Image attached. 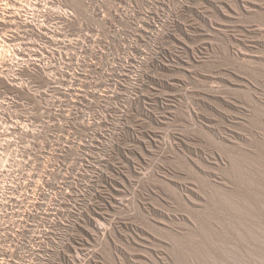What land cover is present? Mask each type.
Masks as SVG:
<instances>
[{"label": "rangeland", "instance_id": "374dc122", "mask_svg": "<svg viewBox=\"0 0 264 264\" xmlns=\"http://www.w3.org/2000/svg\"><path fill=\"white\" fill-rule=\"evenodd\" d=\"M0 8V264H264V0Z\"/></svg>", "mask_w": 264, "mask_h": 264}, {"label": "bare ground", "instance_id": "6f19581e", "mask_svg": "<svg viewBox=\"0 0 264 264\" xmlns=\"http://www.w3.org/2000/svg\"><path fill=\"white\" fill-rule=\"evenodd\" d=\"M7 1V0H6ZM5 6V5H4ZM7 6H9V5H7ZM6 6V7H7ZM14 6V5H13ZM16 7V6H15ZM9 8V7H8ZM11 8V7H10ZM1 9V8H0ZM16 12V11H15ZM4 14V13H3ZM6 14V13H5ZM11 14H12V12H11ZM13 15V14H12ZM12 15H10L11 17H12ZM1 16V15H0ZM5 16V15H4ZM14 16V15H13ZM3 17V16H2ZM58 17H60V16H58ZM4 18V17H3ZM17 18V17H16ZM61 18V17H60ZM56 20V19H55ZM17 21H19V20H17ZM16 21V19H15V17H14V19H13V17L12 18H8V19H4V20H2V19H0V28L1 29H4V30H6L5 28H7V27H9V28H12V27H14L16 24H18V22ZM29 22V21H28ZM23 23V22H22ZM20 24V23H19ZM32 25V24H31ZM27 27H29V26H27ZM33 29V28H32ZM31 29V30H32ZM15 30V29H14ZM19 30V29H18ZM34 30V29H33ZM39 30V29H38ZM22 31V30H21ZM23 31H24V29H23ZM27 31V30H26ZM44 31V30H43ZM16 32V31H15ZM19 33V32H18ZM21 34V33H20ZM51 34V33H50ZM58 39V38H57ZM2 41V40H1ZM11 41H13V40H11ZM7 43V42H6ZM8 44V43H7ZM15 44V43H14Z\"/></svg>", "mask_w": 264, "mask_h": 264}, {"label": "built area", "instance_id": "2783aa9c", "mask_svg": "<svg viewBox=\"0 0 264 264\" xmlns=\"http://www.w3.org/2000/svg\"><path fill=\"white\" fill-rule=\"evenodd\" d=\"M60 14H62L63 16L69 18L70 16H72V12L68 11V10H62L60 11ZM10 65L8 60H3V68L6 67L8 68V66ZM2 68V67H1Z\"/></svg>", "mask_w": 264, "mask_h": 264}]
</instances>
